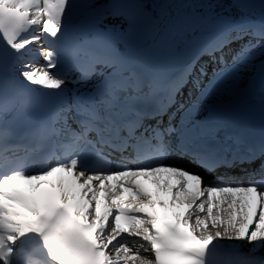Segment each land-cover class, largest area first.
I'll return each mask as SVG.
<instances>
[{
	"label": "bare ground",
	"instance_id": "6f19581e",
	"mask_svg": "<svg viewBox=\"0 0 264 264\" xmlns=\"http://www.w3.org/2000/svg\"><path fill=\"white\" fill-rule=\"evenodd\" d=\"M81 1L0 0V7H7L11 11L9 15L21 13L23 16L21 25L26 32L22 33L16 44L19 62L16 63L17 75L24 81L40 88L52 84L62 92L64 98H70L74 91L87 90L90 85L73 86L46 74L43 62L51 49L46 45L45 39L53 31L62 29L67 24H74L79 19L84 10ZM147 1H150L151 5L157 6V3H163L166 0H139L137 4L143 5L145 8ZM188 1L177 0L174 6H170L173 10L171 16L182 8H191L192 5ZM194 5L202 6L199 8V12L200 9H204L202 24H210L221 34L233 31L227 40L231 45L229 52L239 55L237 63L234 65L239 78H249L253 70L256 71L264 66V4L259 6L257 3L244 2L243 7L235 5L234 0H202L201 3ZM223 17L230 21L223 23L220 20ZM29 21H33L34 25H31ZM177 21L179 20L173 19V23L167 24L166 31L158 32V38L163 37L164 39V42L158 41L162 50L168 48L170 44H174L173 40L184 34L185 30L174 24ZM197 21H199L198 18ZM108 26H113L114 30L118 32L125 29V23L121 19L113 21ZM243 26H250V28L256 29L257 34L259 31L262 34L255 38L253 36L255 33H251L248 38L242 40L243 38H239L240 35L234 30ZM239 82L228 86L223 90L225 94L220 96L217 94L213 99L217 101L220 98L224 101V98L231 95L237 86L243 85ZM65 119L69 121V114L65 115ZM170 175L176 181L175 186L164 188L159 181H154L146 191L129 186L124 177L109 181L114 187L112 190L102 189L98 184L89 182L83 175H75L66 170L52 171L40 181L48 182L52 186L60 205L76 207L79 215L94 225L98 230L96 237L104 244L108 252L112 255L115 253V256L118 250L125 253L121 254L116 263L114 261L112 264H153L148 252L144 254L140 252V249L145 246L144 244H131L125 239V237L131 239L138 237L139 234L147 235L146 221L122 230L114 225L108 227L114 211L121 208L151 210L153 200L173 210L175 221L191 229L195 236L202 240L214 237L221 242L235 244L250 252L264 247V196L256 211L253 209L251 192L218 193L213 197L215 201L212 203V210L208 211L207 192L201 181L184 178L175 172H170ZM17 182L24 189H33L36 186V181L33 178H25ZM11 184H4V190L2 189L3 191L0 193V204L3 205L1 211L9 215L5 205L11 206L17 209V215L25 219L26 222L36 219L34 213L23 209L21 202L11 197L13 195ZM178 197L184 200L181 201ZM254 218L255 224L252 229L248 230ZM135 245H138V248ZM129 247L131 250L128 249ZM136 248L137 250H135Z\"/></svg>",
	"mask_w": 264,
	"mask_h": 264
}]
</instances>
